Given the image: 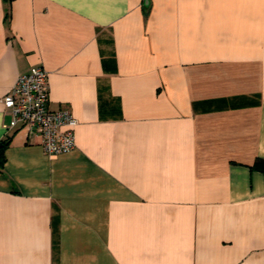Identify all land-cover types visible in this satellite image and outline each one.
Returning <instances> with one entry per match:
<instances>
[{
  "label": "crops",
  "instance_id": "obj_1",
  "mask_svg": "<svg viewBox=\"0 0 264 264\" xmlns=\"http://www.w3.org/2000/svg\"><path fill=\"white\" fill-rule=\"evenodd\" d=\"M35 66L68 152L5 128ZM3 141L0 264H264V0H0Z\"/></svg>",
  "mask_w": 264,
  "mask_h": 264
},
{
  "label": "built area",
  "instance_id": "obj_2",
  "mask_svg": "<svg viewBox=\"0 0 264 264\" xmlns=\"http://www.w3.org/2000/svg\"><path fill=\"white\" fill-rule=\"evenodd\" d=\"M49 72L35 66L21 74L4 97L12 119L5 124L10 129L24 125L29 133L42 137V146L49 155L68 152L75 148L74 127L77 119L68 108L53 111L49 108Z\"/></svg>",
  "mask_w": 264,
  "mask_h": 264
},
{
  "label": "trees",
  "instance_id": "obj_3",
  "mask_svg": "<svg viewBox=\"0 0 264 264\" xmlns=\"http://www.w3.org/2000/svg\"><path fill=\"white\" fill-rule=\"evenodd\" d=\"M2 144V145H1ZM8 145V142H0V171L2 170L3 164L6 160L5 157V147ZM257 166L264 172V160L257 161Z\"/></svg>",
  "mask_w": 264,
  "mask_h": 264
}]
</instances>
